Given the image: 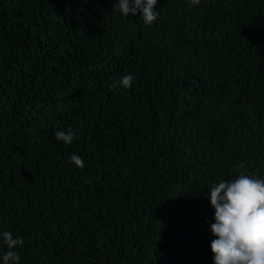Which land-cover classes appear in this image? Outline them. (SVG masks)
Segmentation results:
<instances>
[{
	"label": "trees",
	"instance_id": "1",
	"mask_svg": "<svg viewBox=\"0 0 264 264\" xmlns=\"http://www.w3.org/2000/svg\"><path fill=\"white\" fill-rule=\"evenodd\" d=\"M116 3L0 0V234L19 264H214L211 186L264 179V0Z\"/></svg>",
	"mask_w": 264,
	"mask_h": 264
},
{
	"label": "clouds",
	"instance_id": "2",
	"mask_svg": "<svg viewBox=\"0 0 264 264\" xmlns=\"http://www.w3.org/2000/svg\"><path fill=\"white\" fill-rule=\"evenodd\" d=\"M193 6L200 0H190ZM157 0H117L113 9L128 17L140 13L145 25L157 21L159 12L155 11ZM134 76L127 74L117 82L125 89L132 87ZM111 85L110 87H114ZM75 132L72 129L57 131L55 139L70 145ZM71 162L83 168L84 160L73 154ZM210 204L214 208V223L210 231L214 237L211 242L214 264H264V179L241 172L231 181H220L210 189ZM3 244L8 251L2 255V264H19L20 257L14 249L23 245L21 237H13L5 231Z\"/></svg>",
	"mask_w": 264,
	"mask_h": 264
}]
</instances>
